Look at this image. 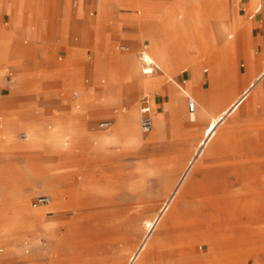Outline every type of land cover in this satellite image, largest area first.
Returning a JSON list of instances; mask_svg holds the SVG:
<instances>
[{"label": "rangeland", "instance_id": "rangeland-1", "mask_svg": "<svg viewBox=\"0 0 264 264\" xmlns=\"http://www.w3.org/2000/svg\"><path fill=\"white\" fill-rule=\"evenodd\" d=\"M98 2L99 0H89L83 9L84 0H81L80 9L83 10L77 14L78 20L86 19L89 21L92 31L91 40L93 38L94 43L81 49H78L80 45L77 44L78 46L74 49L80 52L78 54L73 51V48L57 47V52L62 51L64 55H56L55 67L52 66L33 73L26 85V91L29 94L35 92L54 94V106L46 111L47 115L54 111V117L58 116V120L52 127L53 131L57 129L60 114L67 113L73 108L76 110L77 117L87 124L88 130L99 134H106V132L99 130L96 124L102 119L112 117L115 109H125L124 113L119 114L122 120L126 119L132 109H136L139 113L138 123L141 130L140 100L145 95L142 92L144 89L152 91V87L136 85L137 73H133L132 66L135 62L140 63L139 75H143L141 72V68H143L141 53L146 50L143 48L144 45L150 47V40L144 35L140 27L129 24L126 19L127 17H140L146 14L167 13L165 8L172 7L173 9L170 8L171 11H176L185 30L189 26L187 13L182 6L180 7L181 3L175 4L173 3L174 0H108L110 9L107 13L100 11ZM74 4L75 0H70V10H74ZM229 4L233 7L232 1ZM91 12H95L94 16H91ZM236 12L248 25V30L245 34H239L237 38H231V40L237 39L242 47H247L250 52L259 55L262 50L258 43L260 33L258 27L262 23L256 22L255 18L249 19L242 7H239ZM53 20L54 9L50 14V21ZM27 45L30 46L31 42L28 41ZM119 45H127L129 50L119 51ZM2 50H4V46H0V58L4 54ZM89 50L92 51V59L90 60L87 53ZM174 50L176 51L177 47ZM175 53L178 55L177 52ZM234 56L242 61L241 51L236 55L234 52ZM29 58L32 57L29 56ZM228 60L224 66L217 67V69L213 68L211 72L210 85L214 88L212 87L209 96L213 98L211 105L214 114L234 102L243 88L242 78L234 75ZM86 61L92 64L91 69H88L85 64ZM177 65L174 74L180 68ZM120 66L124 67L125 70L119 71ZM202 68L203 70L207 69V64L202 65ZM184 70L200 76V73H196L189 66H184L182 72ZM241 70L244 74L245 67L242 66ZM180 71L172 76L177 81L176 83L171 80V77H168L167 80L163 79L164 93L161 95L162 104L157 112H166L165 124L161 128L155 126V130L150 134L141 132V137L145 143L141 148L137 145L113 144L108 146L106 150L100 151V158L104 161V172L109 177L94 183L101 185L105 192L98 198L92 199L95 206L90 209L74 211L72 205L69 204L68 206L67 203V208L64 209L67 212L59 220L61 229L58 235H54V210H51L45 217V226L37 243L29 244L25 248L30 250L29 255L35 253L37 256L22 264H112L114 261L123 264L124 260L126 261L125 264L129 263L130 254L135 251V248L148 234L144 227L146 222H154L157 219L160 214V207L168 198L163 196L166 175L175 173L178 165L183 163L185 152L197 149L204 141L202 135L207 122L200 121L197 126L189 127L176 121L170 110L171 91L180 92L181 89L177 83L184 79ZM125 76L129 77L128 81L124 79ZM262 78L254 82L249 91L260 87ZM102 79L105 80L103 84L101 83ZM88 80L89 82H87ZM186 81L185 88L191 90L192 79ZM204 81L205 86H208V72H204ZM88 87L97 94L105 90V106H93L86 109L82 102H79L80 109L73 107V92L78 91L81 94L82 90ZM151 98H154V94H151ZM168 101L169 110H166ZM188 102L189 99L186 101L187 105ZM244 105L228 116L220 124L216 136L202 147L201 156L198 159L201 168H215L222 159L217 155H211L216 149L231 143L245 142L246 155L248 157L259 156L257 159L260 162L251 165L248 168L249 172L264 178V124L258 125L262 121L264 122V112L257 105L258 110L250 113ZM156 116V110H154L155 125L158 121ZM187 121L189 124H195L192 117H189ZM117 126L118 121H116L113 131L116 130ZM251 131L253 133H250ZM258 141L261 143L260 146L254 143H258ZM251 142L252 144H250ZM210 151L211 153H209ZM53 152L54 175H57L59 174L56 163L58 155L56 150ZM48 175V182L50 183L53 181V176L49 171ZM196 179H203L202 171L197 172ZM69 182L66 176L61 181L62 184L73 188L74 186L69 185ZM226 183V181L217 179V184L220 187ZM175 195L172 204L178 203ZM251 195L253 196V194H249V196ZM36 196L31 198V204ZM253 197L257 198L259 195ZM261 197L263 198L261 202H263L264 192ZM75 198V201L78 202V195L70 194L68 196V199ZM260 200L258 199L253 203L258 207ZM243 204L244 206L231 207L224 211L225 213L219 212L218 219L213 224H205L200 234L202 238L213 236L212 239L215 243L230 242L231 238L232 241H237V236L240 235L241 238L238 239L241 241L235 245L236 248L231 252L223 255L212 252L203 253L202 244L197 239V229L187 231L175 227L165 235L159 249L152 254V264H170V259H176L177 256L170 254V249L177 246L178 242H181L180 240L193 249L192 253L185 259L186 264H231L232 262L235 264H264V241H248L250 235L257 234L256 230H249L245 226L239 232L231 233L233 224L242 221L250 210L248 205ZM42 209H38L37 212L39 213ZM195 209L196 206L194 205L183 204L180 208L182 221L186 220L185 223H187L189 221L187 219L191 217L190 213H194ZM205 212L208 214L207 211ZM42 218V220L31 224L33 225L32 229H35L37 224L44 225V217ZM54 242L57 245L55 256L53 254ZM0 248H4L0 257L5 256L7 254L6 246L0 244Z\"/></svg>", "mask_w": 264, "mask_h": 264}, {"label": "crops", "instance_id": "crops-1", "mask_svg": "<svg viewBox=\"0 0 264 264\" xmlns=\"http://www.w3.org/2000/svg\"><path fill=\"white\" fill-rule=\"evenodd\" d=\"M230 1H232L233 7L230 6ZM261 1L174 0L173 3L175 4L177 2L181 3L180 7L182 6L188 15L189 26L186 30L176 11H171L170 8L172 7L165 8L167 13L158 15L146 14L132 18L127 17L126 20L129 24L140 27L144 35L149 38L150 47L143 46L146 50H152L153 45L157 42L154 36L158 34H162L164 40L168 42L166 45L169 49L171 46L177 47L179 53L177 66L180 68L175 74H178L180 70L182 72L184 66L193 68L201 76L195 87L196 93L204 91L209 96L212 91L210 85L212 69L224 66L227 59L225 45L216 40V34L219 32L218 25L223 22L233 31H237L238 34H245V31L248 30V25L236 12L239 7H242L249 19L255 18L256 22L262 23L258 27L260 29L258 43L261 50H263L264 13H260V8H255ZM69 2L70 0H0V46H4L7 49V54L0 58V244L7 248V254L0 257V264H22L26 260L37 256L35 253L29 255L30 250L25 248L29 244L37 243L45 226V217L51 210H54V220L59 224V220L67 212L60 207L61 204L68 203V206L69 204L70 206L72 205L74 211L90 209L95 206L92 199L98 198L99 195L105 192L82 191L79 198H77L78 202L75 201L76 198L64 199L65 201H62L56 197L54 198V194L53 196L47 194L54 192V190L63 189L65 184L59 183L54 185V152L49 150L48 146L44 147L40 140L34 137L31 132V127L39 126L43 128V133L47 137H52V127H54V123L58 120V116L54 117V111L50 115L46 114V111L54 106L53 93L35 92L29 94L26 91V85L33 73L52 66L55 67L56 55H64L62 51L57 52V47L67 46L74 49L79 44L78 49H81L88 44L94 43L93 38L91 40L92 31L89 21L77 19V14L84 9L89 0H84L82 10L80 9L81 0H75L74 10H70ZM98 6H100L99 9L102 13H107L110 9L108 0H99ZM53 9L54 20L50 21V14L53 12ZM94 14L95 12H91V16H94ZM23 40L25 41L24 43L22 42ZM28 41L31 42L30 46L27 45ZM121 46H126L127 50H121ZM238 49L233 50L231 59L235 66L239 65L241 67L246 64V54L242 46ZM118 50L122 52L128 51L129 47L127 45H119ZM239 51L242 52V61L234 56V52L236 55ZM66 52L68 53V51ZM78 52V50L75 51L76 54ZM75 53L73 52V54ZM87 53L89 60L92 59V51L89 50ZM29 56L32 58L30 59ZM254 56L256 63L259 65L256 72L259 73L255 72L254 74L253 72L251 73L252 76L245 70L244 74H242V70L240 72L243 76L241 77L242 84H244L240 97L244 100L250 94H257L258 96V93L263 89L264 53L262 51L259 55L254 54ZM85 64L88 69L92 68L90 62L86 61ZM204 64L208 66L205 70L202 68ZM119 68V71L125 70L122 66ZM132 68L133 73L137 72L140 69L139 63L135 62ZM204 72H208V86H205ZM175 74L171 71L163 70L153 79L152 91L144 89L142 92L145 95L141 100L145 97L150 99L153 114L154 110H156L157 119H163L166 116V112H157V109L162 104L161 95L164 93V89L162 88L163 79ZM181 74L184 79L182 82L177 83L180 89L186 85V80L193 78V74L189 71H184ZM143 75L149 76L152 74L147 75L143 73ZM260 78H262L261 86L249 91L253 83ZM171 80L173 81L174 79ZM243 80L246 83H243ZM173 82L176 83L177 81L174 80ZM101 83H105V80L102 79ZM151 94H154V98H151ZM73 100V107L77 109L81 108L79 102H82L86 109L93 106L102 107L105 106V90L98 92V94L91 91L89 87L83 89L81 94L78 91H74ZM166 110H169V101L166 104ZM124 112L125 109H115L112 117L98 121L96 124L97 128L106 132V134L90 132L87 124L77 117L74 108L62 114L65 116L64 119L66 118V121H63L66 123L67 130L72 135L73 145V148L70 149L72 154L67 160V163L70 165H68L69 168L67 166L68 175L74 177L75 182L79 185L94 183L95 181L97 182L100 179L104 180L109 177L104 172V161L100 158L101 142L105 141L107 132L112 131L111 129L114 128L117 119L121 117L120 113ZM141 118L142 114L140 112V125ZM105 121L112 122L110 129L100 127V124ZM142 133L150 134L143 131ZM250 133L253 132L251 131ZM14 134L17 135V139L12 140L10 136H14ZM21 134H25L26 137L21 138ZM28 137L32 139L30 143L22 141ZM254 143L257 146L261 144L259 141L258 143ZM258 157L255 155L247 156L251 163H260L257 159ZM33 164H38L42 168L44 167V170L49 171L53 176V181L49 184L37 183L35 186L27 185L28 176L26 175V168ZM251 179L262 184V192L250 191V194L257 193L261 195L264 192V178L251 174ZM35 195L37 196L31 204L30 200ZM40 196H49L50 202L35 207L34 202ZM79 199H81L80 202ZM40 208L44 209L38 213L37 211ZM42 217H44L43 226L42 224H37L35 229L28 228L33 222L42 220ZM262 217H264V211L248 214L242 220L243 223L240 221L233 224L231 233L239 232L246 226L249 230L257 231L256 235L248 237L249 242H263L264 218ZM238 238H241V236H237V241H232V238L230 240L233 249L241 241ZM3 252L4 248H0V253ZM53 254L54 256L57 254L55 242ZM125 262L124 260L123 263L125 264Z\"/></svg>", "mask_w": 264, "mask_h": 264}, {"label": "bare ground", "instance_id": "bare-ground-1", "mask_svg": "<svg viewBox=\"0 0 264 264\" xmlns=\"http://www.w3.org/2000/svg\"><path fill=\"white\" fill-rule=\"evenodd\" d=\"M256 8H260V13H264V1L262 0V2H260ZM102 9L104 10V8ZM218 26H219V32L216 34V40L225 45L227 50L226 60L229 59L228 62L231 66V69L233 70L234 75L241 78L243 77L240 74L242 66L241 67H239V65L235 66L232 63L233 60L231 59L232 56L231 53H233V50L235 51L239 47H241L237 39L231 40V38L232 39L237 38L239 34L237 33V31H233L230 27L226 26V24L223 22L220 23ZM154 37L157 40L156 44L153 45L151 51L147 49L143 51V54H144V59H146L149 63L155 64L157 66V70L154 71L152 75L143 76V75H139V69H138L136 72L137 86L148 85L152 87L153 86L152 79H154L155 76H157V74L161 73L163 70L171 71L174 73V69L178 64L179 53L177 50L176 51L174 50L175 47L171 46L169 49L168 46L166 45L168 44V42L164 40L162 34H158ZM244 49L246 54V64L244 63L245 71L248 72L249 74L253 72L255 74V72L258 70L257 66L259 65L256 63L254 53L250 52L247 47H245ZM2 51L4 52L2 56L7 54L6 48H4V50ZM174 51L177 52L178 55ZM262 51L264 53V47ZM139 68H140V63H139ZM214 69H217V67H214ZM143 70L144 68H141L142 73H144ZM168 77H171V79H175L172 78V75H169L165 77V80H167ZM124 79L128 81L129 77L125 76ZM199 80H200V76L194 73L192 78V88H190L191 90L185 88L184 85V87L180 90V92H175L174 90L171 91L170 110L176 121H178L179 123L180 122L184 123L186 126L189 127L197 126L200 121L207 122V125L204 128L202 135L204 141L199 145L197 149L195 150L191 149L185 152L183 157V163L178 165L175 173L166 175L167 179H166V186L163 196H167L168 198L163 202V205L160 207V211H159L160 214L157 217V219L154 222L152 221L146 222L144 227L147 230L148 234L145 236L144 240L135 248V251L132 250L133 253H131L128 258L129 259L128 264H152L151 261L152 254L159 249L161 243L165 239V235L175 227H178L181 230L185 229L187 231L197 229L198 232L196 235H197V239L199 240V243L202 244L201 246L203 248L202 251L203 253L212 252L214 254H220V255L227 254L231 252L233 249L231 242L226 241L225 243L222 242L215 243V241L212 239L213 236L208 238H202L200 234L203 229V226L205 224H209V225L213 224L218 219L219 212L222 213L227 209L235 206H244L243 203H245L246 206L248 205L250 207V210L249 212L246 213V216H248V214L250 213L264 211V207H263L264 201L261 202L263 200L261 195H259V197L257 198L253 197L257 195V193L253 194V196L251 195L253 198L249 196L250 191H261L262 184L256 180L251 179V173L249 172L248 168L251 165L256 164L258 162L251 163L250 160L247 158L246 155L247 147L245 145L246 144L245 142L238 144L231 143L229 145H225L221 148L216 149L212 153L210 151L209 153H211V155H217L218 157L222 158L217 163L215 168H210V167L201 168L200 163H198L199 156H201L200 152L202 151V147L205 146L216 136L220 124L228 116H230L232 113L237 111L241 106H243V104H245L244 106L246 107V109L249 110L250 113L256 112L258 110L256 108L257 105H259V109L262 110V112H264V84L262 91L260 93L257 92L259 94L258 96L257 94L256 95L250 94L244 100L243 98L240 97L243 91L242 89L239 94V97L234 102H232L231 104L220 110L217 114H214L211 105L213 98L211 96H208L204 92L196 93L195 91V87L198 84ZM243 83H246V81H244ZM187 99H189V101L190 99H192L194 102H196L197 104L196 113L191 114L189 108V102L188 105L186 104ZM64 117L65 116L60 114V120L57 129L53 131L52 137H47L43 133L42 127L39 126L31 127V132L33 133V136L37 137V139L40 140L41 144L44 145V147L48 146L49 150L57 151L58 158L56 163L59 169V174L54 175V185L61 183L63 178L66 176L70 181L69 185L74 186L73 188H70L64 185L63 189L54 190V192H49L47 194H50L51 196H53L54 194V198L56 197L63 201L64 199H68V196L70 194H76L78 195L79 198V195L82 191L91 190L99 193L104 192V189L101 188V185H97L92 182L89 184L79 185L78 183L75 182L74 177L68 175L69 171L67 169V166L69 164L67 163V160L68 158H70V155L72 154L70 152V149L73 148L72 147L73 145H72V135L70 131L67 130L66 123L63 121L66 119V118L64 119ZM138 117H139L138 111L136 109H132L130 114H128V116L126 117V119L122 120L121 118H119L117 120L118 126L117 128L115 127L116 130L113 131V129H111L112 131L107 132L105 141L101 142V151L106 150L108 146L113 144H117V145L123 144L130 146L137 145L140 146V148L143 147L145 143L141 137L142 131L140 130L139 127ZM189 117L193 118L195 124L188 123L187 120L189 119ZM165 120L166 118L158 119L157 124L155 125L154 123L153 130H155V126L161 128L165 124ZM262 123L264 122L262 121L261 124ZM16 137H17L16 134H14V136L13 135L10 136L12 140L16 139ZM31 140H32L31 137H28L27 139L22 141L25 143H30ZM255 149L257 150L258 147ZM43 168L38 164L27 166L26 168V175L28 176L27 185L35 186L37 183L49 184L48 171L44 170ZM198 171H202V175H203L202 180L196 179V175ZM217 179L226 181L227 183L220 187V185L218 186L217 184ZM174 195L178 199L177 204H172V199ZM258 199L261 200L259 201L260 203H258L260 206L257 207L252 202ZM80 201L81 199H79V202ZM185 203L196 206L194 213L192 214L190 213L191 217L187 219L189 220L187 221V223H185L186 220L182 221V213L180 210L181 206ZM66 204L67 203H63L61 204L60 207L62 209H65L67 208ZM205 211H207L208 214H206ZM221 217L223 218V216ZM54 226H55L54 235H58L61 228L55 220H54ZM28 228H33V225L28 226ZM180 241L181 242H178L177 246L170 249V254L177 256L176 259L172 258L169 260L170 264H186L187 262H185V259L188 258L187 256L190 255L193 251V249L183 244L184 242L182 240ZM112 264H120V263L118 261H114ZM231 264H235V263L232 262Z\"/></svg>", "mask_w": 264, "mask_h": 264}, {"label": "built area", "instance_id": "built-area-1", "mask_svg": "<svg viewBox=\"0 0 264 264\" xmlns=\"http://www.w3.org/2000/svg\"><path fill=\"white\" fill-rule=\"evenodd\" d=\"M120 49L121 50H127V47L121 46ZM144 49H146V48H144ZM141 55H142L141 61L143 64L144 73L147 75L153 74L154 71L157 70V66L155 64L149 63L146 59H144L143 51H142ZM189 108H190L191 114H194L196 112V102H194L192 99H190V101H189ZM140 112L142 114L141 129L144 133H150L154 129V114H153V110L151 108L150 99L148 97H145L141 100ZM100 127L104 128V129H110L112 127V122L111 121L102 122L100 124ZM20 137L25 138L26 135L21 134ZM48 202H50L49 196H40L35 200L34 206L37 207V206H40V205L48 203Z\"/></svg>", "mask_w": 264, "mask_h": 264}]
</instances>
